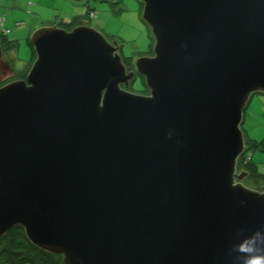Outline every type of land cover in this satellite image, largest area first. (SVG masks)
<instances>
[{"label":"water","instance_id":"95a60500","mask_svg":"<svg viewBox=\"0 0 264 264\" xmlns=\"http://www.w3.org/2000/svg\"><path fill=\"white\" fill-rule=\"evenodd\" d=\"M141 1L151 55L125 62L88 19L44 25L0 85V238L22 226L63 264H236L264 229V186L238 168L264 0Z\"/></svg>","mask_w":264,"mask_h":264},{"label":"rangeland","instance_id":"374dc122","mask_svg":"<svg viewBox=\"0 0 264 264\" xmlns=\"http://www.w3.org/2000/svg\"><path fill=\"white\" fill-rule=\"evenodd\" d=\"M89 8L94 9V16L88 13ZM143 8L141 0H0V39L5 27L10 32L4 38L17 41L12 50L0 46V85L26 77L35 60L29 40L31 33L44 25L71 29L80 20L88 19L108 39L122 44L121 53L127 62L151 55L155 38L143 18ZM131 85L133 91L147 93L143 76L137 75ZM261 100H264V93L251 96L243 122L246 138L253 137L259 142L264 141V102ZM250 156L258 168L252 180H259L257 176H264V149H256ZM244 181L259 189L264 186V181L252 182L250 177Z\"/></svg>","mask_w":264,"mask_h":264},{"label":"trees","instance_id":"16d2710c","mask_svg":"<svg viewBox=\"0 0 264 264\" xmlns=\"http://www.w3.org/2000/svg\"><path fill=\"white\" fill-rule=\"evenodd\" d=\"M94 11L89 8L88 13ZM1 25L3 26L2 22ZM76 25V24H75ZM9 30V31H6ZM2 38L0 39V46L12 50L16 46L14 40H7L4 37L9 34L10 29L3 28ZM30 40V39H29ZM31 43V41H30ZM32 47L33 44L31 43ZM2 48V49H3ZM34 49V48H33ZM34 51V50H33ZM35 55V52H34ZM125 62H127L125 58ZM132 88V85H131ZM148 92L149 89H144ZM243 127V124H242ZM247 149L239 159L238 168H244L250 172L249 177L252 182L264 181V176H257L259 180H252V175H257L258 170L255 163L252 162V156L249 154L256 149H264V141H257L254 138H246ZM251 152H247V151ZM0 264H63L60 255L49 253L35 246L27 237L22 226L14 227L10 232L0 238Z\"/></svg>","mask_w":264,"mask_h":264},{"label":"clouds","instance_id":"9594fccd","mask_svg":"<svg viewBox=\"0 0 264 264\" xmlns=\"http://www.w3.org/2000/svg\"><path fill=\"white\" fill-rule=\"evenodd\" d=\"M236 264H264V229H257L234 246Z\"/></svg>","mask_w":264,"mask_h":264},{"label":"built area","instance_id":"2783aa9c","mask_svg":"<svg viewBox=\"0 0 264 264\" xmlns=\"http://www.w3.org/2000/svg\"><path fill=\"white\" fill-rule=\"evenodd\" d=\"M94 15H95V12L92 11V12H91V16H94ZM6 31H9V30H6Z\"/></svg>","mask_w":264,"mask_h":264},{"label":"crops","instance_id":"0c3cea01","mask_svg":"<svg viewBox=\"0 0 264 264\" xmlns=\"http://www.w3.org/2000/svg\"><path fill=\"white\" fill-rule=\"evenodd\" d=\"M261 101H263L264 102V100H261ZM252 136V135H251ZM253 138V137H252Z\"/></svg>","mask_w":264,"mask_h":264}]
</instances>
